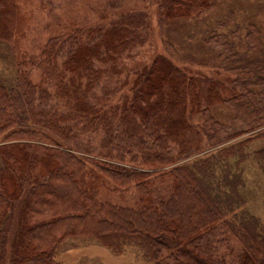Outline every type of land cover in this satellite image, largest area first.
<instances>
[{
    "label": "trees",
    "instance_id": "obj_1",
    "mask_svg": "<svg viewBox=\"0 0 264 264\" xmlns=\"http://www.w3.org/2000/svg\"><path fill=\"white\" fill-rule=\"evenodd\" d=\"M17 1L0 0V42L12 49ZM210 4L160 0L169 18ZM149 28L146 11L134 10L50 38L0 83V264H61L57 255L74 239L113 255L134 249L142 264H264L263 227L244 210L241 173L231 169L264 139V55H249L264 48L260 30L248 26L245 52L213 34L234 75L226 82L156 54L124 83H103ZM253 156L264 160V146ZM117 188L133 189L137 203L101 196ZM77 264L104 263L85 256Z\"/></svg>",
    "mask_w": 264,
    "mask_h": 264
},
{
    "label": "rangeland",
    "instance_id": "obj_2",
    "mask_svg": "<svg viewBox=\"0 0 264 264\" xmlns=\"http://www.w3.org/2000/svg\"><path fill=\"white\" fill-rule=\"evenodd\" d=\"M210 3V7L198 16L169 18L161 14L160 0H18L19 23L13 49L0 42V83H10L14 78V62H20L24 56L37 57L48 39L64 38L78 28L107 25L118 14L134 10L146 11L150 21L148 37L129 56L120 58L117 64L121 72L105 75L103 83H124L134 68L149 63L156 54L171 57L191 72L211 75L226 82L234 75L227 70L222 57L217 56L219 48L215 46L213 34L225 35L228 43L234 44L235 51L245 52L244 34L251 25L260 30L264 42V0H210ZM262 50L264 48L250 51L249 55L263 56ZM31 77L39 82L40 71L32 68ZM48 88L52 91L53 84ZM218 110L224 116L231 115L223 106ZM262 146L264 139L252 142L248 148L249 158L239 167L231 160V169L241 173L242 185H238V193L244 201V210L255 216L264 230V171L261 168H264V160L253 156V152ZM101 196L125 205L137 203L133 189L101 190ZM6 248L8 253L10 246ZM99 248L107 250L94 240H67L57 259L61 264H77L85 256L100 259ZM126 250L135 262L142 264L135 258L134 249Z\"/></svg>",
    "mask_w": 264,
    "mask_h": 264
},
{
    "label": "crops",
    "instance_id": "obj_3",
    "mask_svg": "<svg viewBox=\"0 0 264 264\" xmlns=\"http://www.w3.org/2000/svg\"><path fill=\"white\" fill-rule=\"evenodd\" d=\"M100 252V259L105 263V264H140L138 262H135L133 256L129 253H124L119 255L118 257L113 256L110 252L107 250H102L99 248ZM95 253V252H94ZM98 254V255H99Z\"/></svg>",
    "mask_w": 264,
    "mask_h": 264
}]
</instances>
